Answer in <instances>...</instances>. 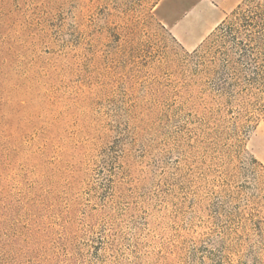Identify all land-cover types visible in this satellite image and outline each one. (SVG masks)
<instances>
[{"label":"rangeland","instance_id":"1","mask_svg":"<svg viewBox=\"0 0 264 264\" xmlns=\"http://www.w3.org/2000/svg\"><path fill=\"white\" fill-rule=\"evenodd\" d=\"M251 1L168 0L187 47L161 0H0V264H264V116L209 72Z\"/></svg>","mask_w":264,"mask_h":264},{"label":"trees","instance_id":"2","mask_svg":"<svg viewBox=\"0 0 264 264\" xmlns=\"http://www.w3.org/2000/svg\"><path fill=\"white\" fill-rule=\"evenodd\" d=\"M234 14L225 27L228 39L211 61L215 98L226 110L237 107L264 116V0H252ZM259 183L264 190V179Z\"/></svg>","mask_w":264,"mask_h":264},{"label":"crops","instance_id":"3","mask_svg":"<svg viewBox=\"0 0 264 264\" xmlns=\"http://www.w3.org/2000/svg\"><path fill=\"white\" fill-rule=\"evenodd\" d=\"M168 0H161V2L157 5V14L161 21L169 28L173 37L177 40V36H180L183 39L184 44L187 47H192L195 45L196 40L192 43H188L186 36L183 34L182 29L184 23L193 17L196 9L194 8L191 12H188L189 15L183 18L181 21L180 18H177V2L166 5Z\"/></svg>","mask_w":264,"mask_h":264},{"label":"bare ground","instance_id":"4","mask_svg":"<svg viewBox=\"0 0 264 264\" xmlns=\"http://www.w3.org/2000/svg\"><path fill=\"white\" fill-rule=\"evenodd\" d=\"M197 14H198V16H200V15H201V13H200V12H199V13H197ZM195 17H197V15H195ZM195 17H194V18H195ZM200 17H201V16H200ZM192 18H193V17H192ZM198 20H199V19H198ZM198 20H197V22H198ZM200 20H202V19L200 18ZM200 20H199V21H200ZM192 21H193V20H192ZM190 22H191V21H190ZM195 23H196V22H195ZM200 29H201V27H200ZM200 29H199V30H200ZM202 29H203V28H202ZM197 32H198V31H197ZM197 32H196V34H197Z\"/></svg>","mask_w":264,"mask_h":264}]
</instances>
